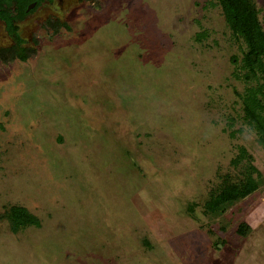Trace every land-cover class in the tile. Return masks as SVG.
I'll return each instance as SVG.
<instances>
[{"label":"rangeland","instance_id":"1","mask_svg":"<svg viewBox=\"0 0 264 264\" xmlns=\"http://www.w3.org/2000/svg\"><path fill=\"white\" fill-rule=\"evenodd\" d=\"M63 4L55 31L36 14L25 62L0 23V216L39 223L13 234L0 218V264H264V183L230 224L203 212L237 145L264 177L253 132L228 136L244 46L216 0Z\"/></svg>","mask_w":264,"mask_h":264},{"label":"trees","instance_id":"2","mask_svg":"<svg viewBox=\"0 0 264 264\" xmlns=\"http://www.w3.org/2000/svg\"><path fill=\"white\" fill-rule=\"evenodd\" d=\"M28 1L0 0V19L5 23L6 31L10 35L15 31L11 24L13 17L11 12L3 7L16 3L18 8H23ZM216 3L233 43L244 46L242 58L231 59L235 68L233 77L243 84V89L239 96V112L226 118L228 136L235 139L241 128L246 127L255 135L257 144L264 148V29L259 19L260 10L256 8L254 0H216ZM19 12L21 13V10ZM206 38L205 31L196 35L198 42ZM20 44L21 42H16V46L9 51L8 58L25 62L26 52L21 49ZM238 124L240 130L232 131ZM230 165L236 171L235 178L228 173L219 176L217 186L210 191L203 205V212L210 219H223L229 224L236 216L232 208L256 194L264 183L263 175L253 165V157L245 147H235ZM193 212V206L189 207L188 215ZM1 217L8 221L13 234L28 226H39L37 220L21 206L8 207ZM250 233L251 228L245 222L240 221L237 224L235 234L238 237L246 238ZM220 244L217 243L216 248Z\"/></svg>","mask_w":264,"mask_h":264},{"label":"flooded vegetation","instance_id":"3","mask_svg":"<svg viewBox=\"0 0 264 264\" xmlns=\"http://www.w3.org/2000/svg\"><path fill=\"white\" fill-rule=\"evenodd\" d=\"M80 1H82L83 3L85 0ZM63 3L64 0H29L28 2H25L23 8H18V5L16 3H13L9 7L4 6L3 9L5 10L7 8L8 11L11 12V15L13 17V19H11V24L15 31L14 33H12V35H10L6 31L5 23L0 19V23L4 27L6 36L12 42L11 48L16 46V42H21V49L25 50V52L31 50V45L28 46L29 39L23 37V34H25L26 32H28L29 34L38 33L39 27L42 29L41 23L38 22L39 19L36 17V14L41 10L43 12H48L47 14L48 16H50L45 18L44 22H46V25L51 29V31H55L54 28L62 24L60 20L67 14L64 11L65 6ZM19 10H21V13L19 12ZM33 19L35 20V22L32 25L28 24L29 20L33 21ZM23 27H26L25 31H23Z\"/></svg>","mask_w":264,"mask_h":264}]
</instances>
